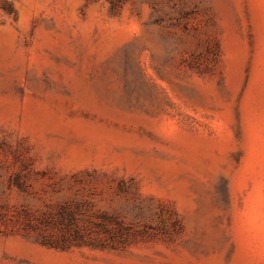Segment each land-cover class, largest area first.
Listing matches in <instances>:
<instances>
[{
    "label": "rangeland",
    "instance_id": "374dc122",
    "mask_svg": "<svg viewBox=\"0 0 264 264\" xmlns=\"http://www.w3.org/2000/svg\"><path fill=\"white\" fill-rule=\"evenodd\" d=\"M0 264H264V0H0Z\"/></svg>",
    "mask_w": 264,
    "mask_h": 264
},
{
    "label": "trees",
    "instance_id": "16d2710c",
    "mask_svg": "<svg viewBox=\"0 0 264 264\" xmlns=\"http://www.w3.org/2000/svg\"><path fill=\"white\" fill-rule=\"evenodd\" d=\"M59 216H60V218H61L63 221H66V222H67V225H66L67 227H70V226H72V225L74 224V222H73V213H72L69 209L64 208V209L60 212ZM99 227H100L101 229H103V227H102L101 225H99ZM73 239H78V240H81V239H82V237H81L80 234L77 232V230H73ZM62 242H64V241H62ZM42 243H43L44 245H52V244H53L52 242L50 243V241H46V240H42Z\"/></svg>",
    "mask_w": 264,
    "mask_h": 264
}]
</instances>
